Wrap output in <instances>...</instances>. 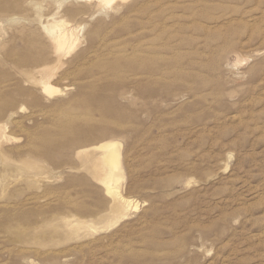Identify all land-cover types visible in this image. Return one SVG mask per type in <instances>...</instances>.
I'll return each instance as SVG.
<instances>
[{
  "label": "rangeland",
  "instance_id": "obj_1",
  "mask_svg": "<svg viewBox=\"0 0 264 264\" xmlns=\"http://www.w3.org/2000/svg\"><path fill=\"white\" fill-rule=\"evenodd\" d=\"M0 264H264V0H0Z\"/></svg>",
  "mask_w": 264,
  "mask_h": 264
},
{
  "label": "bare ground",
  "instance_id": "obj_2",
  "mask_svg": "<svg viewBox=\"0 0 264 264\" xmlns=\"http://www.w3.org/2000/svg\"><path fill=\"white\" fill-rule=\"evenodd\" d=\"M112 1V0H111ZM109 3V2H108ZM61 34V33H60ZM58 36H60V35H58ZM63 36V35H62ZM70 36V35H69ZM58 39V38H57ZM63 39V38H62ZM66 39V38H65ZM60 42H61V40H59ZM65 41V40H64ZM64 42H62V44H63ZM60 44V43H59ZM45 86V85H44ZM44 88V87H43ZM42 88V89H43ZM46 89H47V87H46ZM46 89H45V92H46ZM51 89V88H50ZM48 90H49V87H48ZM50 92H51V90H50ZM50 92H48V93H50ZM102 147H104V148H109L110 150L112 149H114V144H109V143H107V144H105V145H103ZM111 153H112V155H113V151H111ZM114 157V156H113ZM113 157H111V158H113ZM115 159L117 158L116 156L114 157ZM114 161V160H113ZM117 162V161H116ZM114 163H115V161H114ZM114 167H115V165H114Z\"/></svg>",
  "mask_w": 264,
  "mask_h": 264
}]
</instances>
